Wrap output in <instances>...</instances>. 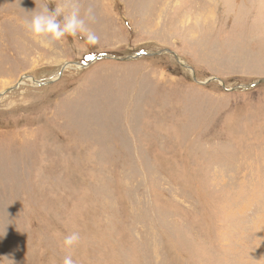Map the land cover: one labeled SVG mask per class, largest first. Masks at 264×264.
<instances>
[{"label": "rangeland", "instance_id": "rangeland-1", "mask_svg": "<svg viewBox=\"0 0 264 264\" xmlns=\"http://www.w3.org/2000/svg\"><path fill=\"white\" fill-rule=\"evenodd\" d=\"M80 3L94 45L47 46L22 27L34 0H0V264H255L264 83L232 88L264 78V0ZM161 49L193 73L93 60ZM23 75L50 82L5 91Z\"/></svg>", "mask_w": 264, "mask_h": 264}, {"label": "clouds", "instance_id": "clouds-1", "mask_svg": "<svg viewBox=\"0 0 264 264\" xmlns=\"http://www.w3.org/2000/svg\"><path fill=\"white\" fill-rule=\"evenodd\" d=\"M35 8L22 21V27L33 39L52 46L67 36H81L88 44H96L98 35L89 27L95 15L91 7L84 9L80 0H34ZM54 5L49 7V5ZM81 240L79 232H71L63 239L65 249H72ZM62 264H75L72 255H65Z\"/></svg>", "mask_w": 264, "mask_h": 264}, {"label": "water", "instance_id": "water-1", "mask_svg": "<svg viewBox=\"0 0 264 264\" xmlns=\"http://www.w3.org/2000/svg\"><path fill=\"white\" fill-rule=\"evenodd\" d=\"M163 53H168V54H173V56L178 60V62H179V64L180 65H182L184 68H187V69H189L191 72H192V69L190 68V66L189 65H187L185 62H183L179 57H178V55L177 54H175L173 51H170V50H168V49H161V50H156V51H150V50H139V51H136V52H134V53H132V54H130V55H126V56H115V55H112V54H106V53H102V54H98L97 56H95V58L93 59V60H96V59H98V58H106V57H108V58H112V59H116V60H131V59H134V58H136V57H138V56H143V55H161V54H163ZM68 65V64H67ZM66 64H64L62 67H61V70H60V72H59V74L61 73V71L65 68V66H67ZM85 65V64H84ZM87 65V64H86ZM193 73V72H192ZM194 75V74H193ZM194 78H195V76H193ZM24 78H30V80L34 83V84H36V85H41V84H44V83H48V82H50V81H46V82H40V81H38V80H34L33 78H31L30 76H27V75H23L21 78H20V80L14 85V86H12V87H10V88H8V89H6L5 91H10V90H12V89H14V88H17L18 87V85L20 84V83H22V81H23V79ZM214 79H217V78H215V77H213ZM210 79H212V78H210ZM208 81H210V80H208ZM203 83V82H202ZM261 83H264V78H260V79H257V80H255V81H252V82H249L248 84H241V85H237V86H234L233 88H232V90H234V89H238V88H240V89H242V90H246V89H248L249 87H253V86H255V85H257V84H261ZM3 93V92H2ZM2 93H0V96L2 95Z\"/></svg>", "mask_w": 264, "mask_h": 264}, {"label": "bare ground", "instance_id": "bare-ground-1", "mask_svg": "<svg viewBox=\"0 0 264 264\" xmlns=\"http://www.w3.org/2000/svg\"><path fill=\"white\" fill-rule=\"evenodd\" d=\"M259 222H261L262 225L258 223L256 225V231L253 234L254 255H252V260H255V264H264V217L263 216L260 218ZM241 249L242 251L244 250V248Z\"/></svg>", "mask_w": 264, "mask_h": 264}]
</instances>
